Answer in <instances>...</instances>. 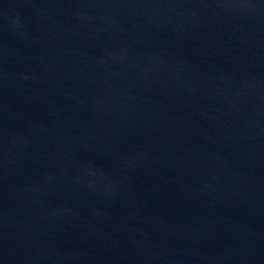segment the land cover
Here are the masks:
<instances>
[{"label":"water","instance_id":"95a60500","mask_svg":"<svg viewBox=\"0 0 264 264\" xmlns=\"http://www.w3.org/2000/svg\"><path fill=\"white\" fill-rule=\"evenodd\" d=\"M264 220V0H0V264H181Z\"/></svg>","mask_w":264,"mask_h":264}]
</instances>
